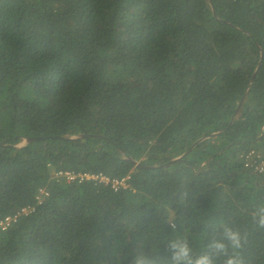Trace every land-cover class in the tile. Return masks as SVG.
I'll return each instance as SVG.
<instances>
[{
  "label": "trees",
  "instance_id": "1",
  "mask_svg": "<svg viewBox=\"0 0 264 264\" xmlns=\"http://www.w3.org/2000/svg\"><path fill=\"white\" fill-rule=\"evenodd\" d=\"M252 151L264 0H0V264H170L177 238L224 264L222 225L264 264Z\"/></svg>",
  "mask_w": 264,
  "mask_h": 264
},
{
  "label": "clouds",
  "instance_id": "2",
  "mask_svg": "<svg viewBox=\"0 0 264 264\" xmlns=\"http://www.w3.org/2000/svg\"><path fill=\"white\" fill-rule=\"evenodd\" d=\"M186 196L187 193L181 197V202ZM252 215L258 227L264 229V206L258 207ZM245 239L240 232L227 225H222V239L213 238L207 247L211 253L225 256L224 264H243L239 253L244 246ZM168 249L171 252L170 264H215L214 258L210 254L194 257L188 241L184 238L170 241ZM133 264H154V261L148 256L137 253L133 257Z\"/></svg>",
  "mask_w": 264,
  "mask_h": 264
},
{
  "label": "built area",
  "instance_id": "3",
  "mask_svg": "<svg viewBox=\"0 0 264 264\" xmlns=\"http://www.w3.org/2000/svg\"><path fill=\"white\" fill-rule=\"evenodd\" d=\"M245 165L246 167L252 169L255 173L257 174H264V155L252 151L248 153L245 157ZM58 176H65L69 181H73L76 179L80 180H100L101 182H104L106 184H112L113 188L119 189L121 186L126 187L125 180L119 181V180H114L111 181L108 177L105 176H95V175H89V174H84V175H75L73 173H63L60 172L58 173ZM30 209H23L22 213L27 214ZM18 216V215H17ZM17 216L14 217H7L4 221L1 222V226L3 229H6L11 225L12 222L17 220Z\"/></svg>",
  "mask_w": 264,
  "mask_h": 264
},
{
  "label": "water",
  "instance_id": "4",
  "mask_svg": "<svg viewBox=\"0 0 264 264\" xmlns=\"http://www.w3.org/2000/svg\"><path fill=\"white\" fill-rule=\"evenodd\" d=\"M37 140H40V138H29V139L25 140V142H26V143H30V142H34V141H37ZM192 149H193V148H191L190 151H191ZM186 154H187V153H186ZM186 154H185V155H186ZM185 155H184V156H185ZM182 158H183V157H180V158H177V159H175V160H172L171 162L165 164L164 167H169L170 165H172V164H174V163L180 161Z\"/></svg>",
  "mask_w": 264,
  "mask_h": 264
},
{
  "label": "rangeland",
  "instance_id": "5",
  "mask_svg": "<svg viewBox=\"0 0 264 264\" xmlns=\"http://www.w3.org/2000/svg\"><path fill=\"white\" fill-rule=\"evenodd\" d=\"M26 144V142L24 141L20 146H24Z\"/></svg>",
  "mask_w": 264,
  "mask_h": 264
}]
</instances>
